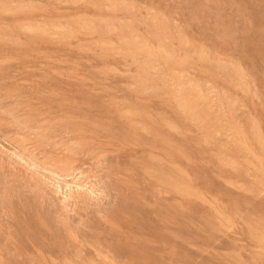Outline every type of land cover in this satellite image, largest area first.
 <instances>
[{"label":"rangeland","instance_id":"1","mask_svg":"<svg viewBox=\"0 0 264 264\" xmlns=\"http://www.w3.org/2000/svg\"><path fill=\"white\" fill-rule=\"evenodd\" d=\"M0 220V264H264V0H0Z\"/></svg>","mask_w":264,"mask_h":264},{"label":"bare ground","instance_id":"2","mask_svg":"<svg viewBox=\"0 0 264 264\" xmlns=\"http://www.w3.org/2000/svg\"><path fill=\"white\" fill-rule=\"evenodd\" d=\"M108 11V10H107ZM168 23V22H167ZM84 30V29H83ZM44 31V30H43ZM123 32V31H122ZM68 33H69V31H68ZM5 37V36H4ZM7 40V39H6ZM10 41H12V40H10ZM20 41V40H19ZM9 42V41H8ZM10 43V42H9ZM7 44V43H6ZM11 44V43H10ZM123 44H125V43H123ZM134 44V43H133ZM106 46H107V44H106ZM135 48H136V46H135ZM137 49H139V47L137 48ZM141 50V49H140ZM139 51V50H138ZM9 52V51H8ZM145 54V53H144ZM148 55V54H147ZM150 55V54H149ZM104 56V55H103ZM152 56V55H151ZM150 56V57H151ZM203 59V58H202ZM10 60V59H9ZM14 60V59H13ZM2 61V60H1ZM4 62H5V60H4ZM113 70V69H112ZM149 70V69H148ZM110 71V70H109ZM147 71V70H146ZM145 71V72H146ZM226 71V70H225ZM103 72V71H102ZM60 75V74H59ZM6 81V80H5ZM32 83V82H31ZM19 84H21V83H19ZM32 85V84H31ZM16 86V85H15ZM4 88V87H3ZM53 94V93H52ZM7 95V94H6ZM8 97V96H7ZM190 97V96H189ZM11 98V97H10ZM183 98L185 99V97L183 96ZM184 99H183V102H184ZM187 99V98H186ZM191 99V98H190ZM190 99H189V101H190ZM186 101V100H185ZM188 101V102H189ZM182 102V103H183ZM191 102H193V101H191ZM185 103V102H184ZM187 103V102H186ZM14 104V103H13ZM188 104H190V103H188ZM193 104V103H192ZM16 105H17V103H16ZM184 106V105H183ZM193 106H195V105H193ZM185 107V106H184ZM136 108V107H135ZM189 108V107H188ZM187 108V109H188ZM198 108V107H197ZM194 109V108H193ZM4 110V109H3ZM190 111V110H189ZM138 112V111H137ZM125 113V112H124ZM37 114V113H36ZM126 114V113H125ZM129 114V113H128ZM131 115V114H130ZM2 116V115H1ZM136 116H138V115H136ZM8 118V117H7ZM29 118V117H28ZM16 121V120H15ZM152 121V120H151ZM6 123H8V122H6ZM55 123V122H54ZM20 124V123H19ZM138 124V123H137ZM163 124V123H162ZM151 125V124H150ZM26 127V126H25ZM167 127V126H166ZM19 128V127H18ZM167 129V128H166ZM45 130V129H44ZM149 130V129H148ZM159 130V129H158ZM174 130V129H173ZM54 132V131H53ZM63 132V131H62ZM72 132V131H71ZM85 132V131H84ZM78 133H79V131H78ZM148 133H150V132H148ZM58 135V134H57ZM74 136V135H73ZM163 137V136H162ZM20 138V137H19ZM35 140V139H34ZM87 142V141H86ZM168 142V141H167ZM177 142V141H176ZM168 144H169V142H168ZM54 148H56V147H54ZM25 151V150H24ZM47 157V156H46ZM59 160V159H58ZM64 160H65V158H64ZM192 161V160H191ZM47 162V161H46ZM189 162V161H188ZM62 167V166H61ZM163 177V176H162ZM161 177V178H162ZM165 178V177H164ZM177 183V182H176ZM168 184H170V183H168ZM173 186H174V184H173ZM172 186V187H173ZM175 186H176V184H175ZM7 187V186H6ZM185 187V186H184ZM183 188V187H182ZM182 188H180V189H182ZM188 189V188H187ZM185 190V189H184ZM178 191V190H177ZM181 192V191H180ZM190 192V191H189ZM192 192V191H191ZM187 193H188V191H187ZM193 193V192H192ZM191 195V194H190ZM188 198V197H187ZM196 199L198 198V197H195ZM190 199V198H189ZM199 199V198H198ZM202 200H203V198H201ZM200 201V200H199ZM206 202V201H205ZM215 209V208H214ZM215 215V214H214ZM229 219V218H228ZM1 221V220H0ZM221 224H222V222H221ZM227 224H228V222H227ZM6 226H7V224H6ZM224 226V225H223ZM230 229V228H229ZM250 230V229H249ZM229 231V230H228ZM222 233V232H221ZM8 235H10V233L8 234ZM195 235V234H194ZM70 236V235H69ZM9 237V236H8ZM70 238V237H69ZM217 238V237H216ZM73 240V239H72ZM261 243V242H260ZM194 260V259H193ZM68 262H70V261H68ZM54 263V262H53Z\"/></svg>","mask_w":264,"mask_h":264}]
</instances>
